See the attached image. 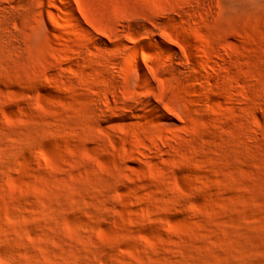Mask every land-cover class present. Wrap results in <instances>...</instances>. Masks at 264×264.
Wrapping results in <instances>:
<instances>
[{
	"label": "rangeland",
	"instance_id": "1",
	"mask_svg": "<svg viewBox=\"0 0 264 264\" xmlns=\"http://www.w3.org/2000/svg\"><path fill=\"white\" fill-rule=\"evenodd\" d=\"M0 264H264V0H0Z\"/></svg>",
	"mask_w": 264,
	"mask_h": 264
},
{
	"label": "bare ground",
	"instance_id": "2",
	"mask_svg": "<svg viewBox=\"0 0 264 264\" xmlns=\"http://www.w3.org/2000/svg\"><path fill=\"white\" fill-rule=\"evenodd\" d=\"M176 55H178V53H176ZM179 56V55H178Z\"/></svg>",
	"mask_w": 264,
	"mask_h": 264
}]
</instances>
